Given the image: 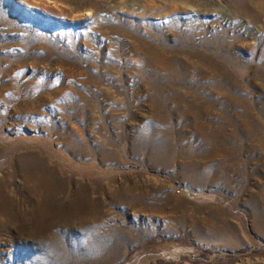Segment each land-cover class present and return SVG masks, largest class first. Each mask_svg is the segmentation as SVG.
Returning <instances> with one entry per match:
<instances>
[{
  "label": "rangeland",
  "instance_id": "obj_1",
  "mask_svg": "<svg viewBox=\"0 0 264 264\" xmlns=\"http://www.w3.org/2000/svg\"><path fill=\"white\" fill-rule=\"evenodd\" d=\"M0 264H264V0H0Z\"/></svg>",
  "mask_w": 264,
  "mask_h": 264
}]
</instances>
